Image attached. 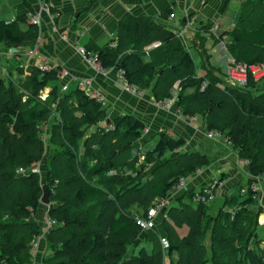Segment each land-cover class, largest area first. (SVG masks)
Listing matches in <instances>:
<instances>
[{
    "label": "trees",
    "instance_id": "trees-1",
    "mask_svg": "<svg viewBox=\"0 0 264 264\" xmlns=\"http://www.w3.org/2000/svg\"><path fill=\"white\" fill-rule=\"evenodd\" d=\"M262 1L244 2L230 32L227 50L238 62H264ZM226 5L225 0L220 9ZM37 35V28L23 16L11 23L0 21V45L9 50L32 46ZM154 43L159 47L146 53L144 49ZM126 51L129 54L117 65L119 54ZM92 55L103 69L117 66L125 82L137 90L150 88L156 79L153 93L158 102L171 99L178 82L181 111L206 117L207 129L220 133L238 150L240 159L249 163L252 178L247 181L245 198L239 202L227 197L211 216L210 204H196L194 191L186 192L175 201L177 206L162 210L161 229L168 243L162 248L157 227L142 230L136 219L144 218L155 201L165 200L180 178L207 166L206 156L180 154L156 168L161 169H155L156 176L138 182L144 166L133 167L132 144L144 130L143 123L125 116L100 127L105 113L82 90L67 94L54 89L47 98H40L48 78L56 73L35 70L16 81L9 73L6 80L1 65L0 264H33L34 244L40 236L33 219L43 187L36 172L21 177L14 172L29 171L41 159L45 126L49 127L48 146L62 151L48 158V201L55 206L48 210L47 219L55 221L57 228L45 237L50 253L42 264H264L263 241L256 233L258 192L251 188L264 175V91L259 92L264 78L234 87L210 73L195 77L192 58L174 34L160 29L150 18L130 15L119 22L116 46ZM189 88L192 92L184 94ZM182 145V140L162 134L145 158L161 159ZM123 157L125 162H121ZM162 174L163 180L159 178ZM236 205L238 211L231 212ZM182 226L187 230L183 237L178 231ZM142 232L144 241L139 238ZM140 245L137 254L128 256L130 247Z\"/></svg>",
    "mask_w": 264,
    "mask_h": 264
},
{
    "label": "crops",
    "instance_id": "crops-1",
    "mask_svg": "<svg viewBox=\"0 0 264 264\" xmlns=\"http://www.w3.org/2000/svg\"><path fill=\"white\" fill-rule=\"evenodd\" d=\"M223 1L225 0H14L4 14H0V21L11 23L19 16L28 20L32 15H38L41 22L37 28L35 43L20 49L16 55L13 54L15 56L8 48L0 45V66L3 57H6L9 63H14L16 68L11 75L14 81L28 78L41 67H45L44 74L56 73L54 78H48L46 87L39 93L40 97L47 98L54 89L60 93L65 85L67 90L63 93L82 90L100 103L105 113V122H103L105 124L125 116L140 121L145 127L140 137L132 144L134 149L154 148L159 137L164 134L173 140H182L183 145L174 152L205 155L209 160L208 165L186 177L182 189H171L164 201L166 208L177 206L175 201L186 192L195 191L218 180L220 185L215 201L219 200V205L213 206L214 201L209 206L216 215L225 204L227 197H236L239 202L245 198L247 181L252 178L249 163L240 159L238 150L225 142L224 138L207 139L210 131L207 129L206 117L188 116L181 111L177 95L178 82L171 90L173 96L176 95L177 101L167 105L164 104L165 101L158 102L154 98L153 87L156 79L150 88L138 90V94H131L124 90L127 83L117 66L95 72L84 62L78 53V48H84L92 54L98 51L107 52L116 46L118 25L124 16L150 18L157 27L174 34L179 39L192 58L195 77H204L210 73L224 81L229 59L232 57L227 50V45L232 40L230 32L238 21L215 23L219 20L218 15L221 18L224 16L225 9H220ZM229 1L226 0L227 4ZM243 3H239L237 7L238 20ZM44 7L48 10L46 11ZM207 25L217 27L214 34L206 36ZM22 26L24 28V25ZM159 45L154 43L144 50L148 53ZM128 54L129 51L119 54L117 65ZM193 56H197V60H194ZM2 67L1 69L5 70ZM62 70L68 72V76L59 79L58 74ZM7 72L10 73L8 70ZM82 81L85 85L80 87L79 83ZM186 91V95H189L192 89ZM172 99L173 97L168 101ZM98 126L102 127L101 123ZM94 129L95 127L91 128L89 133ZM141 150L143 149L138 151ZM135 152L137 151L133 150L134 155H137ZM188 178L191 180L188 181ZM256 181L259 188L256 231L261 229L264 231V175L259 176ZM236 211H238L237 205L231 212ZM163 215L161 211L155 217V227L161 238H165L161 229ZM40 222L41 224L38 223L39 243L34 249L37 252L33 253L34 264H40L43 257L50 253L45 237L51 226L46 228L47 222L44 220ZM258 227L262 228L258 229ZM142 234L145 235L144 232ZM252 246H255L254 242ZM141 247L143 245L135 249L131 248L128 256L132 253L137 254ZM260 247L264 255V242Z\"/></svg>",
    "mask_w": 264,
    "mask_h": 264
},
{
    "label": "built area",
    "instance_id": "built-area-1",
    "mask_svg": "<svg viewBox=\"0 0 264 264\" xmlns=\"http://www.w3.org/2000/svg\"><path fill=\"white\" fill-rule=\"evenodd\" d=\"M44 9L47 11L48 9L44 7ZM40 17L38 15H32L28 19V23L32 26H35L36 28H39L40 26ZM216 26H212L209 31H207L206 36H209L211 34H214L216 31ZM78 53L82 56L84 62L95 72H102L103 68L100 64V62L96 61L95 57L88 53L84 48H78ZM1 58V53H0ZM40 71H45L44 68H40ZM1 72L4 73V75L7 76L4 69H1ZM68 76V72L62 70L58 77L59 79H64ZM264 78V62L261 63H253V64H246L242 62H238L234 60L233 57L229 59L228 69L226 72V82L229 85L236 86V87H246L249 80L253 83L260 82ZM85 83L82 81L79 83L80 87H83ZM205 87V84L202 85L201 90H203ZM67 90V86H63L61 92H65ZM124 90L126 92H129L131 94H138V90L136 88L125 84ZM41 98V97H40ZM42 99V98H41ZM213 138H223V136L216 132V131H210L207 134V139H213ZM227 142V141H226ZM19 174L23 173L24 171L22 169L18 170ZM34 172H36L34 170ZM185 178H180L178 182L175 184L174 189L180 190L184 187ZM220 182L218 180H214L208 185H205L197 190L194 191L193 201L196 204H212L215 199L217 198V190L219 188ZM252 191L259 192V188L256 184L252 185ZM165 201L164 200H158L156 201L151 208L147 211V214L144 218L138 217L136 219V224L142 229V230H150L155 227V217L158 215L159 212H161L165 207ZM55 221H48L49 226L55 225ZM57 225V224H56ZM160 242L162 244V247L166 249L168 247L167 240L165 238H161ZM36 248L34 244V249Z\"/></svg>",
    "mask_w": 264,
    "mask_h": 264
},
{
    "label": "rangeland",
    "instance_id": "rangeland-1",
    "mask_svg": "<svg viewBox=\"0 0 264 264\" xmlns=\"http://www.w3.org/2000/svg\"><path fill=\"white\" fill-rule=\"evenodd\" d=\"M246 0H230L223 12V17L221 18L219 15H218V18L219 20L215 21V23H218V22H225V23H230V22H233V20H235V23L236 21H238V16H237V7L239 6V3H243L245 2ZM14 0H0V14H4L5 10L8 8V6L13 3ZM262 4L264 5V0L262 1ZM193 53V52H192ZM195 55V54H194ZM194 57V60H197V56H193ZM1 65L5 68V71L7 72V70L11 73L12 75V72L15 70V66H14V63H9L7 60H6V57H3L2 61H1ZM17 65V64H15ZM2 67V68H3ZM1 76L8 80V72H7V77L6 75H4V73L1 72ZM61 85V84H60ZM59 87V85H58ZM180 90V88H179ZM260 91H264V80L260 83V87H259V92ZM187 91L184 92V94H186ZM258 92V91H257ZM254 93H256V91H254ZM178 97L180 96V92L178 91L177 93ZM176 96V95H175ZM173 96V99L168 101L166 100L164 102L165 105L169 104V103H173L175 101H177V97ZM52 121V120H51ZM52 124V122H51ZM50 126V124H49ZM101 126L104 127L105 124L102 122L101 123ZM46 130V132H45ZM49 127H44V145H43V148H40V152H41V159L38 161V163H32L31 165V168L29 171H24L23 173H20L17 171V172H14V176L18 177L17 175H19V177H21L22 175H25V174H28V172H34V170L36 171L37 174H39L40 178H41V185L43 188H46L47 189V166L49 165L48 163V158H50V155L55 153L56 151L57 152H61L62 151V148L60 147H57V148H50L48 146V140H49ZM89 133V132H88ZM224 138V137H223ZM225 142L227 141L225 138H224ZM60 144V142H59ZM140 149H143L141 151H138ZM152 148H135L134 151H137L135 153H137V155H134L133 151H132V156H135V161H133L132 164L134 168L136 169H139L140 167L144 166L143 167V174L142 176L138 179V182H142L144 181L145 179H148L150 178V176H156L155 175V169L158 168V167H161L163 164H166L167 162L171 161V160H174L175 158H177L180 154L176 153V152H171L167 155H165L164 157H162L161 159L159 158H155V157H152V156H149L147 159L145 158V153L147 151H150ZM235 149V148H234ZM144 160L148 161V163L145 164ZM126 159L125 157H123V159L121 160V162H125ZM121 165V163H120ZM150 168H151V171H150ZM172 169V168H170ZM156 170H160L161 169H156ZM150 172V173H149ZM161 180L164 179L163 177V174L161 175ZM191 178H188V181H190ZM41 204V203H40ZM213 206H216L219 205V200L218 201H215L213 204ZM52 206H55L53 204H49L46 206V205H40V208H39V211L37 213V215L35 216V218L33 219V221L37 222V223H40V220H44L47 222V225H46V228H50L49 225H48V221L47 220V212L48 210L52 207ZM210 209V207H209ZM209 213L211 214V216H215V214L213 213V211L209 210ZM57 228V225H53L51 226L50 228V231L52 229H55ZM259 228H262V227H258ZM179 231V234L181 237L185 236L186 234V226H182V228L178 229ZM40 237V236H39ZM140 240L141 241H144L145 240V235L142 234L139 236ZM257 238L258 240H262L264 242V231L261 230H257ZM39 243V238H37V240L35 241V246H37ZM132 247L129 248V250H131ZM147 251H149V247L146 248ZM37 252L36 250L34 251V253ZM35 260V255L33 257V264L35 263L34 262ZM167 262V259L166 261ZM40 264L43 263V260H41L39 262Z\"/></svg>",
    "mask_w": 264,
    "mask_h": 264
},
{
    "label": "water",
    "instance_id": "water-1",
    "mask_svg": "<svg viewBox=\"0 0 264 264\" xmlns=\"http://www.w3.org/2000/svg\"><path fill=\"white\" fill-rule=\"evenodd\" d=\"M18 51L17 50H10V53L13 55L15 53H17ZM40 203L42 205H48L49 204V201H48V191L46 188H43V195L41 197V200H40Z\"/></svg>",
    "mask_w": 264,
    "mask_h": 264
}]
</instances>
